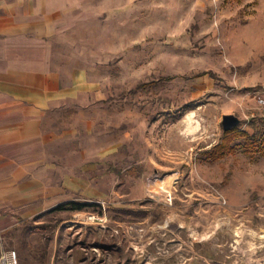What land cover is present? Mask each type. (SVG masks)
<instances>
[{
  "label": "rangeland",
  "instance_id": "1",
  "mask_svg": "<svg viewBox=\"0 0 264 264\" xmlns=\"http://www.w3.org/2000/svg\"><path fill=\"white\" fill-rule=\"evenodd\" d=\"M82 11L59 51L106 50L93 70L111 91L84 120L65 111L46 127L60 132L47 162L89 182L73 200L90 205L19 222L2 247L19 264H264V154L236 137L208 155L223 114L249 136L253 122L264 129V0H86Z\"/></svg>",
  "mask_w": 264,
  "mask_h": 264
},
{
  "label": "crops",
  "instance_id": "2",
  "mask_svg": "<svg viewBox=\"0 0 264 264\" xmlns=\"http://www.w3.org/2000/svg\"><path fill=\"white\" fill-rule=\"evenodd\" d=\"M85 2L0 0V238L19 222L73 200L74 185L87 182L60 173L56 160L47 162L60 132L46 130L65 111H78L84 120L111 91L106 74L93 70L106 50L84 49L75 40L81 48L74 55L59 51L60 44H71L70 32L84 28ZM75 57L82 63L72 64Z\"/></svg>",
  "mask_w": 264,
  "mask_h": 264
},
{
  "label": "trees",
  "instance_id": "3",
  "mask_svg": "<svg viewBox=\"0 0 264 264\" xmlns=\"http://www.w3.org/2000/svg\"><path fill=\"white\" fill-rule=\"evenodd\" d=\"M213 77V74L210 75ZM177 118V117H175ZM262 125H264V117H262ZM261 125V126H262ZM251 127L253 128L251 135L249 136V132L246 129L239 127H234L229 130H223V136L220 139V141L210 150L208 151V155L213 158V159H218L221 158L225 152L230 150V144L233 141L234 138L236 137H248V146L250 147L249 150H256L255 152H259L264 154V146L260 147L259 149H253L255 144L258 142L260 139L261 135L264 134V129H256V125L253 122L251 124ZM254 152V151H253ZM90 205V203L87 202H80V201H75L71 200L62 204L57 205L55 208L51 210H71V211H82L85 210V208ZM99 214V213H98ZM101 214V212H100Z\"/></svg>",
  "mask_w": 264,
  "mask_h": 264
},
{
  "label": "built area",
  "instance_id": "4",
  "mask_svg": "<svg viewBox=\"0 0 264 264\" xmlns=\"http://www.w3.org/2000/svg\"><path fill=\"white\" fill-rule=\"evenodd\" d=\"M259 102L264 103V99ZM0 264H19V258L15 249H4L0 250Z\"/></svg>",
  "mask_w": 264,
  "mask_h": 264
},
{
  "label": "water",
  "instance_id": "5",
  "mask_svg": "<svg viewBox=\"0 0 264 264\" xmlns=\"http://www.w3.org/2000/svg\"><path fill=\"white\" fill-rule=\"evenodd\" d=\"M240 123V119L235 114H223L221 118V126L223 130H229L237 127Z\"/></svg>",
  "mask_w": 264,
  "mask_h": 264
},
{
  "label": "bare ground",
  "instance_id": "6",
  "mask_svg": "<svg viewBox=\"0 0 264 264\" xmlns=\"http://www.w3.org/2000/svg\"><path fill=\"white\" fill-rule=\"evenodd\" d=\"M192 130L194 132V126H190V132L192 133Z\"/></svg>",
  "mask_w": 264,
  "mask_h": 264
}]
</instances>
